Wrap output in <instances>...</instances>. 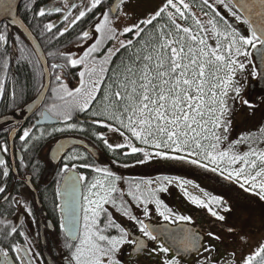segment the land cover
I'll return each instance as SVG.
<instances>
[{"label": "snow or ice", "instance_id": "6c2138e0", "mask_svg": "<svg viewBox=\"0 0 264 264\" xmlns=\"http://www.w3.org/2000/svg\"><path fill=\"white\" fill-rule=\"evenodd\" d=\"M127 4L128 0H89L85 6L83 0L80 4L60 0L54 8H26L33 12L41 39L58 41L89 15L92 23L82 28L75 39L79 52L57 49L45 53L33 46V61L29 49L20 48L16 63L40 68L38 74L32 73L34 77L39 75L40 83L27 105L33 108V115L38 110L39 118L31 127L21 129L19 140L24 148L30 151L46 135H51L40 127L43 121L55 120L64 125L52 132L77 129L79 124L80 132H88L112 152L127 148L125 157L142 154L143 158L136 160L139 165L160 160L193 165L218 173L228 184L264 201V147L253 146L251 133L228 141L237 103L252 107L242 98L237 71L246 70L252 55L249 49L259 47L264 62V0H202L201 16L192 11L186 0H164L143 18L124 23L129 15ZM216 5H223L234 21L246 26V31H239L220 15ZM14 10L13 0H0V13L8 15ZM52 13L61 14V21L39 22ZM60 22L64 23L63 28L58 27ZM127 36L131 38L125 39ZM20 39V35L13 38V48ZM28 43L31 45L32 41ZM8 52L5 25L0 31V59L4 60L5 70L11 63ZM75 69H79L78 83L69 87L66 77ZM11 95L15 104L16 92ZM77 114H85L86 118L79 120ZM74 119L77 123L72 122ZM91 126L106 129L122 138L123 143L110 142L105 132ZM260 131L264 135V128ZM241 144H248V150L235 151ZM7 152V144L0 145V194L7 193L10 187L11 168L4 159ZM55 152L64 153L58 156L64 163L58 173L62 185L58 182L56 190L59 194L62 186L64 199L62 205L55 207L61 213L60 227L66 232L64 246L70 253L67 264H122L120 253L125 245H130L133 252L147 250L149 255L161 256L159 264H183L182 257L192 252L198 254L197 264H264V239L247 253L239 247H225L224 253L217 255L219 247L205 242L193 227H168L177 222L192 225L193 217L174 211L158 193L174 180L181 187L191 181L168 176L155 181L126 178L109 168L90 164L75 149L65 153L63 143L57 145ZM21 166L27 167L22 161ZM78 168H91L95 175L89 180L76 171ZM121 183L126 187H121ZM153 183L158 187L152 188ZM185 195L233 237L226 242L224 236L209 230V241L220 245L247 243L243 227L228 225L233 207L222 195H210L207 199L187 191ZM9 198L18 206L21 204L19 197L4 196L6 201ZM151 206L165 223L146 222L152 216ZM23 207L31 214L26 201ZM110 208L131 221L140 235L118 223ZM16 236L23 237V243L15 242ZM149 241L155 242V247L149 248ZM10 253L14 259H9ZM0 264H40V253L35 251L33 241L7 221L0 227Z\"/></svg>", "mask_w": 264, "mask_h": 264}, {"label": "flooded vegetation", "instance_id": "af4514ba", "mask_svg": "<svg viewBox=\"0 0 264 264\" xmlns=\"http://www.w3.org/2000/svg\"><path fill=\"white\" fill-rule=\"evenodd\" d=\"M218 9L225 19L237 26L239 31H246V26L234 21L230 15H228L227 10L224 9L223 5H216V10ZM49 17L51 18V21H61V14L52 13ZM79 24L76 26H79ZM64 26L63 22L58 23V27L63 28ZM10 36L14 37L15 35L10 33ZM124 38L130 39L131 36L130 38ZM111 46L112 44L109 43L108 47ZM21 47L28 48L26 45ZM46 48V53L57 49L65 52H79V49L74 43H70L69 45H60L58 47L48 45ZM28 49L32 55L33 61H35V53H32L30 48ZM52 62V59L49 58L48 64H51ZM28 66L32 67L30 64ZM35 71L37 74L40 72L39 66L35 68ZM78 71L79 69L70 70L71 75L66 77V82L69 84V87L78 83ZM255 76H248L246 78V87L242 82V78L238 77L239 83L243 88V99H247L252 107H247L242 103H237L239 108L237 113L233 112L231 116L228 141L237 140L242 135L251 133L253 134L255 140L253 146L262 148L264 147V135L261 134L260 130L261 128H264V89L260 88L255 83L253 88L250 87V84L255 82ZM39 83L40 78L39 75H37L31 93H27L23 97H19V95L17 96V77L7 76L6 74L0 78V85L3 86V93L0 94V119L10 113L11 115H14L10 120L0 122V145L6 143L8 146V152L4 155V159L8 162L11 168L10 176L8 178V184L10 185L9 191L7 193L0 194V227H3V222L7 221L8 223H14L20 231H24L33 241L35 251L40 253V264H67L70 253L64 246L66 232L60 227L61 213L59 208L55 207V205L63 204L62 186L59 194L56 190L58 182L62 185V181L58 173L60 172V168L63 166L64 161L60 159L56 164L55 169L52 171L51 167L53 163L49 158V150L53 144L52 141H55L59 137L57 136V132H52V129L63 127L64 125L58 122L41 124L40 127L46 132L51 133V135H46L44 139L36 143L34 147H31L30 151L26 150L23 142L19 140L21 129L31 127L39 116L38 110L36 115H33L32 113L27 118H25V112H20L19 114L16 112H18L20 108L25 106L35 97L36 89ZM244 87L246 88L245 90ZM13 91L16 92L15 104H13V98L11 95ZM47 102L50 101H46L45 103ZM77 115L79 120H84L86 118L85 114ZM72 122L77 123L75 119ZM85 127L89 126L85 125ZM91 127L95 131L105 132L109 136L110 142L123 143L122 138L116 136L115 134L108 133L106 129L99 126ZM63 134L65 136L73 135L76 138L89 141L95 147V151H93L86 146L77 145L75 147H71L65 153L71 152L75 149L76 152L83 153L87 157V162L90 164L109 168L122 177L134 179L142 178L144 180L152 179L155 181L157 177L168 176L170 178L180 177L183 181H191V183H185L183 187H181L180 182L174 180L172 184L167 185L165 191L159 192L158 196L174 211L180 214L192 216L193 224L191 226L197 228V231L203 234V240L205 242L209 241V238L206 235L207 231L212 230L218 233V230L222 228L218 223L213 222V218L209 216L205 209L193 205L189 198L185 195V191L201 199H207L210 195H222L233 207L231 216L227 220L228 225L231 226L235 224L237 227H243L244 230L249 227H255V223L248 220V200L245 196L247 193L240 190L235 185L228 184V182L223 180L218 173H213L193 165L173 161H149L143 165H139L136 163V160L142 159V154H132L125 157L123 153L129 151L127 148L112 152L88 132H80L79 124L77 125V129H68L64 131ZM135 143L138 147H142V145L138 142ZM225 146H227V144ZM247 150L248 144L237 145L235 148V151L239 152ZM21 161L23 162V165H27V167L21 166ZM123 164H128L130 167L125 168L122 166ZM76 171L88 177L89 180L93 175H95L91 168H78ZM2 179L3 178L0 177V180ZM172 185L177 188H173ZM120 186L126 187L123 183H121ZM151 187L156 188L158 185L153 183ZM6 195H9L10 197H19L21 204L18 206L13 203L11 198L6 201L4 199V196ZM24 201H26L31 207V214H28L24 210ZM151 207H153L152 216L146 222H150L152 224L165 223L162 218L156 214L154 206ZM109 210L113 212V216L118 223L132 231L136 236L140 235L131 221L115 212L114 209L110 208ZM133 210L137 215H140L139 210L135 209V207ZM254 219L256 222H260L258 216L254 217ZM80 222V227L82 229V213ZM179 223L181 222H177L176 224ZM21 224L23 225L22 228L20 227ZM112 234L115 233L113 232ZM13 239L15 242L23 243V237L16 236ZM247 239L248 241L250 240V236H248V234ZM228 240H233V237H228ZM235 243L236 246L240 245L244 247L245 245H241L238 241ZM218 245L221 246L219 242H217V247ZM148 247H155V242L149 241ZM217 255L221 254L218 253ZM9 259H14V254L10 253ZM120 259L122 264H159L161 256L149 255L147 250L144 252H133L130 245H125L120 253ZM197 259V253L184 255L182 257L183 264H191L190 262L196 261Z\"/></svg>", "mask_w": 264, "mask_h": 264}, {"label": "trees", "instance_id": "16d2710c", "mask_svg": "<svg viewBox=\"0 0 264 264\" xmlns=\"http://www.w3.org/2000/svg\"><path fill=\"white\" fill-rule=\"evenodd\" d=\"M56 0H23L21 7H20V14L22 19L24 20V22L26 23V25L29 26V28L32 30V32L35 34V36L37 37V39L39 40V42L41 43V45L45 48V50L47 51V46L48 45H54V46H58L60 45H65L70 43V41L72 39H75L76 36L80 33L82 28H86L87 26H89V24L92 23V16L89 15L88 17H86L81 24H79V26H75L74 28H71L70 31L63 37H61L58 41H52L50 39H41L39 36V31L35 28V25L37 23L36 20L33 19V12L32 11H26V8H32L33 5L35 6L34 10H38L40 7H47L49 8L50 5L52 4V2H54ZM89 2V1H88ZM87 2V5H88ZM187 3H189L192 6V11L193 9H197L201 11V3L202 0H186ZM86 6V5H85ZM107 6V3L106 5ZM204 10H208L206 7ZM219 13V9L217 10ZM211 15V12L209 13ZM52 14L44 17L42 20H40V23H47L49 20H51V18L49 16H51ZM221 15V13H220ZM7 25L5 23H2L0 25V31L4 30V26ZM7 32H8V55L11 58V63L9 65V67L7 68V70H5L3 68V64H4V60L0 59V78L3 77L4 75L7 74V76H16L17 77V96L19 95V97H23L25 94H29L31 93L34 83H35V79L36 76H33V72L36 73L35 69H33L32 67H29L28 65H23V64H17L16 60L18 59V54H19V50L21 48V46H28V48L32 49V46L29 45V41L23 36V34L17 29V27H11V29H9V27L7 26ZM10 33L14 34L15 36L20 35L21 39L18 42V44L16 45L15 48H13V38L10 36ZM27 48V47H26ZM15 49V50H14ZM250 52H252V49H249ZM13 53H16L17 55H13ZM252 57V56H250ZM256 69V68H255ZM251 76V75H250ZM249 76V77H250ZM238 110H235L234 113H237ZM65 136L63 134V132H57V136ZM69 136V135H67ZM73 136V135H72ZM247 200H248V216L251 217L252 219L256 216L259 217V220L261 222L264 221V201H260L259 199L257 200L256 196L247 193V195H245ZM223 229H219L218 233L220 235H222L221 231ZM225 232V231H224ZM224 236V235H222ZM228 236L227 233L225 232V241H229L228 240ZM229 243H226L225 245H221L220 247H222V249H224L226 246L228 247ZM240 246V245H239Z\"/></svg>", "mask_w": 264, "mask_h": 264}, {"label": "water", "instance_id": "95a60500", "mask_svg": "<svg viewBox=\"0 0 264 264\" xmlns=\"http://www.w3.org/2000/svg\"><path fill=\"white\" fill-rule=\"evenodd\" d=\"M22 2H23V0H13L14 6H15V10H14V12L12 14L6 15V14H3V13H0V25L2 23H5V24H7V26L10 29H11V27H15V28L17 27V29L23 34V36L28 41H32L30 46H32V47L36 46V47H38V49L43 50L39 40L37 39V37L34 35L32 30L29 28V26L26 25V23L22 19L21 15H19L20 14V7H21ZM59 2H60V0H56V1L52 2V4L50 5L49 8H54V7L58 6ZM74 2L79 3V2H81V0H74ZM83 3L86 4V0H83ZM12 19L16 20L15 24L11 23ZM33 36L36 37L35 40L32 39ZM37 42H39V43H37ZM251 56L253 57V60L255 62V66H256V70H257L258 74L256 76L255 82L251 83L250 87L253 88L254 83H255L260 88L264 89V62H262L261 55L259 53V47L257 49H252V55ZM40 59L43 60L44 57L42 56ZM44 82L47 83V76H45V81ZM31 102H32V100H30L29 103H31ZM29 103H27L25 106L20 108V110H18V112H16V113L19 114L20 112H25L26 113L25 118L30 116L33 113V108H30V107L27 106ZM13 116L14 115L5 116V117L0 119V122L10 120ZM44 123H57V122L55 120H49V121H43L41 124H44ZM60 143H63L65 145V152L68 149H70L71 147H73V146L75 147L77 145H80V146L83 145V146H86L89 149L92 148V147L88 146L87 142L85 140H83V139L76 138L74 136H65L64 138L61 137V138L57 139L56 141H53V144H52V146H51V148L49 150V158L51 159L53 164L54 163L55 164L58 163V161L60 160V158H58V156H62L64 154V153L57 154L55 152V149L57 148V145L60 144ZM91 150H93V148ZM62 197H63V188H62ZM80 216H81V213H80ZM80 221H81V219H80ZM64 222H65V224L67 223V217H65V221ZM161 224H163V223H161ZM153 225H156V224H153ZM168 227L169 228H173V229H179L181 227H193V226L186 225V224H183V223H179V224H176V225L169 224ZM193 228H194V230L197 231V228H195V227H193ZM199 234L204 239L203 234H201L200 232H199ZM192 253H195V252H192Z\"/></svg>", "mask_w": 264, "mask_h": 264}, {"label": "rangeland", "instance_id": "374dc122", "mask_svg": "<svg viewBox=\"0 0 264 264\" xmlns=\"http://www.w3.org/2000/svg\"><path fill=\"white\" fill-rule=\"evenodd\" d=\"M163 2H164V0H128L126 10H127L129 15L127 18H125V20L123 22L124 23H130L137 18H143L144 14H146L149 11L155 10L158 6L162 5ZM193 11L197 14V16H201L200 10H197L194 8ZM210 42L214 43V41H210ZM253 71H256L255 63H254L253 57H249V63H248L246 70L243 73H240L239 71H237V77L242 78V80H243L242 82L245 84V87L247 86V79L246 78L250 75L253 76L252 75ZM254 79H255V77H254ZM245 87H244V90L246 89ZM242 98H244V96H242ZM240 106H241V104H240ZM238 108L239 107L236 105L233 112L235 110H238ZM173 188H177V187L173 186ZM248 220H250V222L255 223L254 224L255 227H249V228L244 230L245 232L248 231L247 234H248V236H250V240L248 241V239H247V243H246L247 245L245 244L244 247L243 246H236V243H235V244L229 245L228 246L229 249H231L232 247H239L242 249L243 252L247 253V251L249 250L250 247L255 246L262 239H264V221L263 222H261V221L256 222V220L254 218L252 219L251 217H249ZM221 233H222V235L225 236L224 230H222ZM208 242L213 243V244L216 243V245H217V241H208ZM218 247L220 249L219 254L222 255L224 253V249L222 250L219 245H218ZM238 256H239V253H238ZM190 263L191 264L197 263V260L192 261Z\"/></svg>", "mask_w": 264, "mask_h": 264}, {"label": "bare ground", "instance_id": "6f19581e", "mask_svg": "<svg viewBox=\"0 0 264 264\" xmlns=\"http://www.w3.org/2000/svg\"><path fill=\"white\" fill-rule=\"evenodd\" d=\"M34 35H35V34H34ZM127 37L130 38V36H127ZM74 42H75L74 39H72V40L70 41V43H74ZM70 43H68L67 45H69ZM74 44H75V43H74ZM58 46H60V44H59ZM58 46H57V47H58ZM42 49H43V51L46 53V50H45V48H44L43 46H42ZM44 81H45V78H44ZM32 100H33V99H32ZM28 103H29V102H28ZM9 115H11V113L8 114V115H5V116H9ZM5 116H4V117H5ZM2 118H3V117H2ZM66 136H67V135H66ZM62 137H63V136H62ZM64 137H65V136H64ZM64 137H63V138H64ZM59 138H61V136L58 137V139H59ZM56 140H57V139H56ZM56 140H55V141H56ZM85 141H86V140H85ZM52 142H53V141H52ZM52 142H51V143H52ZM86 142H87L88 146L92 147V148H93V151H95V150H94V148H95L94 145H92L89 141H86ZM51 143H50V144H51ZM92 148H91V149H92ZM91 149H90V150H91ZM56 164H57V163H56ZM56 164L54 163V164L52 165V167H51V170H52V171H53V169H55Z\"/></svg>", "mask_w": 264, "mask_h": 264}]
</instances>
